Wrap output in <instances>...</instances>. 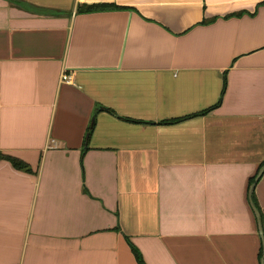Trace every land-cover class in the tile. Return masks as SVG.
Masks as SVG:
<instances>
[{
    "label": "crops",
    "instance_id": "obj_1",
    "mask_svg": "<svg viewBox=\"0 0 264 264\" xmlns=\"http://www.w3.org/2000/svg\"><path fill=\"white\" fill-rule=\"evenodd\" d=\"M0 151V264H264V0H0Z\"/></svg>",
    "mask_w": 264,
    "mask_h": 264
},
{
    "label": "trees",
    "instance_id": "obj_2",
    "mask_svg": "<svg viewBox=\"0 0 264 264\" xmlns=\"http://www.w3.org/2000/svg\"><path fill=\"white\" fill-rule=\"evenodd\" d=\"M85 7L87 10H97V9H103V8H107V7H118V5H114L111 3H93V4H86ZM92 128L93 127L90 128L91 131H92ZM0 159L10 160L17 168L25 169V170H31L30 165L24 159L17 157L15 155L0 151ZM132 248H133V251L137 257V260L141 264H145V262L142 258V255H141L140 251L137 249V247H135L133 245ZM261 254H263V249H261Z\"/></svg>",
    "mask_w": 264,
    "mask_h": 264
},
{
    "label": "water",
    "instance_id": "obj_3",
    "mask_svg": "<svg viewBox=\"0 0 264 264\" xmlns=\"http://www.w3.org/2000/svg\"><path fill=\"white\" fill-rule=\"evenodd\" d=\"M264 167V166H263ZM263 171V169L259 172V175L261 174V172ZM258 175V176H259ZM255 184L252 185V188L254 187ZM253 204V207L255 209V212H256V215H257V218H258V221H259V225H260V228H261V233H262V237H263V256H262V261L264 262V230L262 228V221H261V216H260V213H259V209L257 208V206L254 204V202H252Z\"/></svg>",
    "mask_w": 264,
    "mask_h": 264
},
{
    "label": "built area",
    "instance_id": "obj_4",
    "mask_svg": "<svg viewBox=\"0 0 264 264\" xmlns=\"http://www.w3.org/2000/svg\"><path fill=\"white\" fill-rule=\"evenodd\" d=\"M62 78L64 79V80H69V74L68 73H66V72H64L63 73V75H62Z\"/></svg>",
    "mask_w": 264,
    "mask_h": 264
}]
</instances>
